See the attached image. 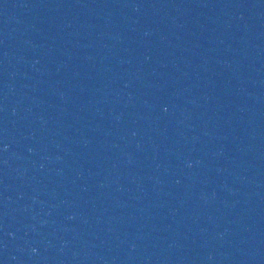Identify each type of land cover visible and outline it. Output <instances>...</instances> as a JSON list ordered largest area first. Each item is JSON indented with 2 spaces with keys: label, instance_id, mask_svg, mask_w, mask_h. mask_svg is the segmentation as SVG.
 <instances>
[{
  "label": "water",
  "instance_id": "water-1",
  "mask_svg": "<svg viewBox=\"0 0 264 264\" xmlns=\"http://www.w3.org/2000/svg\"><path fill=\"white\" fill-rule=\"evenodd\" d=\"M0 264H264V0H0Z\"/></svg>",
  "mask_w": 264,
  "mask_h": 264
}]
</instances>
